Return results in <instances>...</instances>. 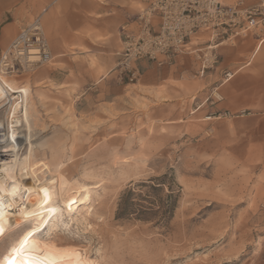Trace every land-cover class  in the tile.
Masks as SVG:
<instances>
[{"label": "rangeland", "instance_id": "rangeland-1", "mask_svg": "<svg viewBox=\"0 0 264 264\" xmlns=\"http://www.w3.org/2000/svg\"><path fill=\"white\" fill-rule=\"evenodd\" d=\"M48 64L6 78L29 86L27 116L38 130L36 162L44 170L38 177L52 175L53 201L60 204V182L91 188L87 222L80 213L72 219L64 213L67 227L55 238L78 246L95 264H264V163L253 148H238L237 128L249 125L214 110L220 100L206 101L218 85L199 84L195 62L187 76L194 91L182 99L192 106L180 114L162 106L160 93L148 100L136 85L126 86V100L114 99L107 86H60ZM129 189L150 210L136 206L117 217ZM168 194L174 206L166 213ZM18 232L0 241V261Z\"/></svg>", "mask_w": 264, "mask_h": 264}, {"label": "crops", "instance_id": "crops-1", "mask_svg": "<svg viewBox=\"0 0 264 264\" xmlns=\"http://www.w3.org/2000/svg\"><path fill=\"white\" fill-rule=\"evenodd\" d=\"M148 0H0V54L17 32L39 17L51 59L47 72L60 86L73 83L78 89L91 85L107 86L114 99L126 100V86L145 90L152 101L156 93L163 97L162 106L175 108L178 114L190 108L195 88L188 80L194 71L190 55H182L173 66L157 67L141 63V77L136 83L121 82L114 73V53L120 47L121 29H135V17ZM233 1V0H232ZM224 0L225 3L229 2ZM255 4L259 0H244ZM206 36L201 35L204 39ZM220 63L214 72L198 78L205 88L217 83L222 99L214 110L235 114L241 150H255V158L264 163V36H251L235 47L220 50ZM224 72L230 79L224 80ZM44 73H41L42 76ZM107 76V78H106ZM56 78V79H55ZM197 79V80H198ZM185 81L190 91L181 88ZM180 87L182 90L177 89ZM192 90V91H191ZM151 96V97H150ZM247 142L249 146H246Z\"/></svg>", "mask_w": 264, "mask_h": 264}, {"label": "built area", "instance_id": "built-area-1", "mask_svg": "<svg viewBox=\"0 0 264 264\" xmlns=\"http://www.w3.org/2000/svg\"><path fill=\"white\" fill-rule=\"evenodd\" d=\"M120 31V47L114 53V73L119 81L136 83L141 77V63L170 67L182 55H190L195 62L194 77H203L218 67L222 47L248 36L262 39L264 0L255 4L244 0L229 4L224 0H148L136 14L135 29ZM33 51L38 53L30 55ZM31 56H37L38 61L30 64L40 66L51 59L39 17L17 32L0 54V63H11L15 72L22 73L19 66L29 63ZM230 76L224 72L222 78L228 80ZM216 90H211L206 101L222 99Z\"/></svg>", "mask_w": 264, "mask_h": 264}, {"label": "bare ground", "instance_id": "bare-ground-1", "mask_svg": "<svg viewBox=\"0 0 264 264\" xmlns=\"http://www.w3.org/2000/svg\"><path fill=\"white\" fill-rule=\"evenodd\" d=\"M33 53L38 51L30 55ZM33 61H38V57L31 56L29 63H21L22 73L15 72L16 67L11 63H0V110L10 103L6 105H10L9 112L0 116V227L3 228L0 241L10 231H19L0 264H95L78 246L64 245L62 238H55L59 227H67L64 213L70 219L80 213L87 222L91 188L89 185L68 188L60 182V204L53 201L54 193L48 181L52 175L38 177L44 170L42 164L36 162L38 130L27 116L29 86L17 87L6 78L33 73L41 67L37 63L30 64ZM19 97L23 102L16 100ZM21 246L22 252L19 251Z\"/></svg>", "mask_w": 264, "mask_h": 264}, {"label": "trees", "instance_id": "trees-1", "mask_svg": "<svg viewBox=\"0 0 264 264\" xmlns=\"http://www.w3.org/2000/svg\"><path fill=\"white\" fill-rule=\"evenodd\" d=\"M121 196L122 197L120 198V202H119V206L117 210V217H120L121 215L129 214L131 210L132 211L140 210V212L145 211V210H150V209H144V207L141 204H139L138 202L135 203V201H133L135 196L137 197V199H140V200H143V199L141 198V195L136 194V193L134 194L133 191L130 189L125 191ZM163 205H164L163 206L164 211H166V213H169L170 210L174 206V200H172L171 194H168V196H166V199L164 200ZM136 206H138L139 209L135 210ZM141 209H144V210H141Z\"/></svg>", "mask_w": 264, "mask_h": 264}, {"label": "snow or ice", "instance_id": "snow-or-ice-1", "mask_svg": "<svg viewBox=\"0 0 264 264\" xmlns=\"http://www.w3.org/2000/svg\"><path fill=\"white\" fill-rule=\"evenodd\" d=\"M0 232H3V228L0 227ZM19 251H23V246H21V249ZM10 264H12V262H10ZM37 264H40V262H37ZM49 264H51V262H49Z\"/></svg>", "mask_w": 264, "mask_h": 264}]
</instances>
